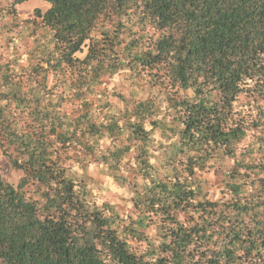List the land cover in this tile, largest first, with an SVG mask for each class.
<instances>
[{
	"label": "trees",
	"instance_id": "obj_1",
	"mask_svg": "<svg viewBox=\"0 0 264 264\" xmlns=\"http://www.w3.org/2000/svg\"><path fill=\"white\" fill-rule=\"evenodd\" d=\"M27 1L2 9L0 264H264V0Z\"/></svg>",
	"mask_w": 264,
	"mask_h": 264
},
{
	"label": "rangeland",
	"instance_id": "obj_2",
	"mask_svg": "<svg viewBox=\"0 0 264 264\" xmlns=\"http://www.w3.org/2000/svg\"><path fill=\"white\" fill-rule=\"evenodd\" d=\"M11 2L12 0H0V56L6 59H8L12 52V47L8 43L7 37L13 35L18 36L17 33L14 32V30H17V28L11 25L13 20L7 17L2 11V9L7 8ZM48 8L49 5L41 0H29L17 7V17L20 20L30 19L34 17V11L36 9H40L42 12H45ZM31 46L32 42L29 38L20 40L18 43V48L22 55L27 54ZM84 54H80L78 56L82 58L84 57ZM128 77L129 76L126 75V73L119 74L114 79L107 80L104 87L108 88L109 90H116L118 92L126 93L132 88L130 82L131 80L129 81ZM135 84L136 89H143V87H145L144 83L135 81ZM0 172L6 182L14 185H17L21 177V173L14 171L8 159L2 155H0ZM88 174L91 178L98 182L94 194L99 203L115 204L120 212L131 211V206L126 201L128 200V195L125 190L117 189L115 184L110 182V180L105 176L101 175L100 169L98 167H91ZM211 180L217 188L220 181V179L218 180V175L211 176Z\"/></svg>",
	"mask_w": 264,
	"mask_h": 264
}]
</instances>
